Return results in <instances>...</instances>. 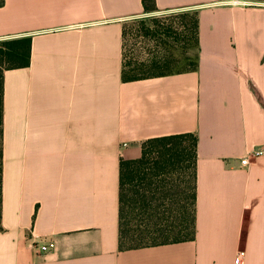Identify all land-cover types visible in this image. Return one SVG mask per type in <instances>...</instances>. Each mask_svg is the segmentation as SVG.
<instances>
[{
  "label": "crops",
  "instance_id": "0c3cea01",
  "mask_svg": "<svg viewBox=\"0 0 264 264\" xmlns=\"http://www.w3.org/2000/svg\"><path fill=\"white\" fill-rule=\"evenodd\" d=\"M194 10L195 70L124 80V28L143 0H6L0 39L32 38L5 73L0 264H264V5ZM197 138L196 235L119 247L120 164L143 143ZM123 143L127 146L123 147ZM39 237L55 249L39 251Z\"/></svg>",
  "mask_w": 264,
  "mask_h": 264
},
{
  "label": "trees",
  "instance_id": "16d2710c",
  "mask_svg": "<svg viewBox=\"0 0 264 264\" xmlns=\"http://www.w3.org/2000/svg\"><path fill=\"white\" fill-rule=\"evenodd\" d=\"M6 0H0V8ZM144 13L158 12L154 0H143ZM196 47L198 48L197 12L194 22ZM125 37V28H124ZM32 38L21 37L0 41V232L2 227L3 202V169H4V121H5V73L8 70L26 68L30 65ZM197 68V56L193 68ZM185 70V71H190ZM182 71V72H185ZM156 75H165L156 74ZM154 76V75H150ZM150 76H132L127 72L124 55L123 79L138 80ZM192 139V146L183 143L185 138ZM192 151L193 168V219L192 232L184 238L172 239L154 244H145L144 240L163 231L162 223L156 222L158 208L166 198L159 195L174 190L168 180L173 172L183 169L188 155ZM197 138L192 134L166 136L150 139L143 143L142 155L135 160H122L120 164V211H119V247L131 250L142 247L156 246L193 240L196 235V203H197ZM163 221V220H162ZM160 222V223H159Z\"/></svg>",
  "mask_w": 264,
  "mask_h": 264
},
{
  "label": "rangeland",
  "instance_id": "374dc122",
  "mask_svg": "<svg viewBox=\"0 0 264 264\" xmlns=\"http://www.w3.org/2000/svg\"><path fill=\"white\" fill-rule=\"evenodd\" d=\"M247 4L264 5V0H242ZM196 11L180 10L172 12H151L129 21L125 27L124 55L127 72L132 76L178 73L190 70L197 56L194 22ZM9 39H0V41ZM183 143L192 146V139ZM192 151L184 168L170 175L168 184L174 185L173 192L159 195L158 218L163 231L144 240L154 244L187 237L192 232L193 219V168ZM163 220V221H162ZM159 222V223H160Z\"/></svg>",
  "mask_w": 264,
  "mask_h": 264
},
{
  "label": "built area",
  "instance_id": "2783aa9c",
  "mask_svg": "<svg viewBox=\"0 0 264 264\" xmlns=\"http://www.w3.org/2000/svg\"><path fill=\"white\" fill-rule=\"evenodd\" d=\"M127 144L123 143V147H126ZM264 155V148H260V149H255L253 151H251L249 154L245 155L242 159H241V165L242 166H248L251 163V160L253 159H257L261 156ZM35 246L36 248L41 251L42 253H46L49 251H52L55 249V243L52 241H47L45 238L43 237H39L38 240L35 242ZM244 256V252H240L238 254V258L236 261V264H242V257Z\"/></svg>",
  "mask_w": 264,
  "mask_h": 264
}]
</instances>
